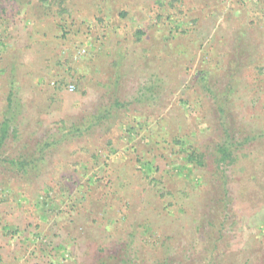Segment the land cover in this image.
<instances>
[{
  "label": "rangeland",
  "instance_id": "obj_1",
  "mask_svg": "<svg viewBox=\"0 0 264 264\" xmlns=\"http://www.w3.org/2000/svg\"><path fill=\"white\" fill-rule=\"evenodd\" d=\"M6 116L0 264H264V0H0Z\"/></svg>",
  "mask_w": 264,
  "mask_h": 264
},
{
  "label": "trees",
  "instance_id": "obj_2",
  "mask_svg": "<svg viewBox=\"0 0 264 264\" xmlns=\"http://www.w3.org/2000/svg\"><path fill=\"white\" fill-rule=\"evenodd\" d=\"M205 80V78H204ZM220 112L222 114V117L226 118V113L224 111V108H220ZM12 123L13 118L11 117H5V119L0 123V154L2 153L8 139L10 138L11 131H12ZM224 128L227 133L228 139L223 143L222 145H219L218 147V159L217 163L219 168L222 170L223 177L225 176V167L228 163H234L237 160V153H239L246 145H249L250 143H253L255 140H257L258 137L256 136H247L241 139L242 141H238L236 138L231 137L229 134V129H231L228 125L224 124ZM48 147H50L47 144ZM43 157V158H42ZM41 158L44 159V156ZM41 159V160H42ZM205 157L202 154H199V152L194 148L191 149V152H188L187 155V162L189 164H197L198 166L203 167ZM36 161H18L13 160L9 163L11 166L16 168L18 172H25L27 173L28 168L34 167Z\"/></svg>",
  "mask_w": 264,
  "mask_h": 264
},
{
  "label": "built area",
  "instance_id": "obj_3",
  "mask_svg": "<svg viewBox=\"0 0 264 264\" xmlns=\"http://www.w3.org/2000/svg\"><path fill=\"white\" fill-rule=\"evenodd\" d=\"M69 91L74 93L76 91V87L74 85H70Z\"/></svg>",
  "mask_w": 264,
  "mask_h": 264
}]
</instances>
